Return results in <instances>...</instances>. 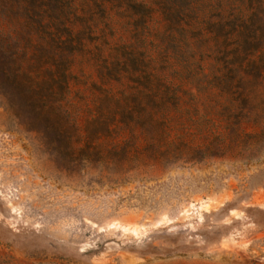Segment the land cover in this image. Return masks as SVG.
I'll return each instance as SVG.
<instances>
[{
    "label": "rangeland",
    "instance_id": "rangeland-1",
    "mask_svg": "<svg viewBox=\"0 0 264 264\" xmlns=\"http://www.w3.org/2000/svg\"><path fill=\"white\" fill-rule=\"evenodd\" d=\"M0 36L62 115L0 94V264H264V0H0Z\"/></svg>",
    "mask_w": 264,
    "mask_h": 264
},
{
    "label": "trees",
    "instance_id": "trees-1",
    "mask_svg": "<svg viewBox=\"0 0 264 264\" xmlns=\"http://www.w3.org/2000/svg\"><path fill=\"white\" fill-rule=\"evenodd\" d=\"M12 50L6 38L0 36V94L19 124L27 130L41 132L48 141H53L62 131L58 121L62 115L53 114L56 107L42 101L40 98L42 88L36 89L22 78L18 66L12 59L14 54Z\"/></svg>",
    "mask_w": 264,
    "mask_h": 264
}]
</instances>
